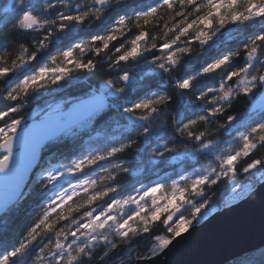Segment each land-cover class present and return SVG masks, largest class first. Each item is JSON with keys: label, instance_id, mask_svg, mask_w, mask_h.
<instances>
[{"label": "snow or ice", "instance_id": "1", "mask_svg": "<svg viewBox=\"0 0 264 264\" xmlns=\"http://www.w3.org/2000/svg\"><path fill=\"white\" fill-rule=\"evenodd\" d=\"M261 186L264 0H0V264H151Z\"/></svg>", "mask_w": 264, "mask_h": 264}, {"label": "water", "instance_id": "2", "mask_svg": "<svg viewBox=\"0 0 264 264\" xmlns=\"http://www.w3.org/2000/svg\"><path fill=\"white\" fill-rule=\"evenodd\" d=\"M3 190L0 189V194ZM264 186L223 215L178 237L151 264H228L264 246Z\"/></svg>", "mask_w": 264, "mask_h": 264}, {"label": "trees", "instance_id": "3", "mask_svg": "<svg viewBox=\"0 0 264 264\" xmlns=\"http://www.w3.org/2000/svg\"><path fill=\"white\" fill-rule=\"evenodd\" d=\"M194 51L196 50L194 49ZM100 79L102 78L96 77L93 80L89 81L88 83H98ZM241 110H242V106H241ZM50 150L55 151V147H52ZM232 262H234V264H264V246L248 254H245L229 262L228 264H232Z\"/></svg>", "mask_w": 264, "mask_h": 264}, {"label": "rangeland", "instance_id": "4", "mask_svg": "<svg viewBox=\"0 0 264 264\" xmlns=\"http://www.w3.org/2000/svg\"><path fill=\"white\" fill-rule=\"evenodd\" d=\"M239 203V202H238Z\"/></svg>", "mask_w": 264, "mask_h": 264}]
</instances>
